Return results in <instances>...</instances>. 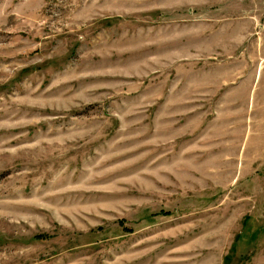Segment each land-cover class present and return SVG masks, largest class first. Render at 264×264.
I'll list each match as a JSON object with an SVG mask.
<instances>
[{
  "label": "rangeland",
  "instance_id": "rangeland-1",
  "mask_svg": "<svg viewBox=\"0 0 264 264\" xmlns=\"http://www.w3.org/2000/svg\"><path fill=\"white\" fill-rule=\"evenodd\" d=\"M0 264H264V0H0Z\"/></svg>",
  "mask_w": 264,
  "mask_h": 264
}]
</instances>
